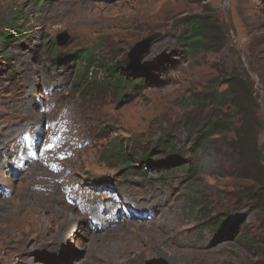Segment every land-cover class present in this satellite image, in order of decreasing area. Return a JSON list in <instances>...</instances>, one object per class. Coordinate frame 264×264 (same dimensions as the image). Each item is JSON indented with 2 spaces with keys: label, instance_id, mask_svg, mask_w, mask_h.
Instances as JSON below:
<instances>
[{
  "label": "rangeland",
  "instance_id": "rangeland-1",
  "mask_svg": "<svg viewBox=\"0 0 264 264\" xmlns=\"http://www.w3.org/2000/svg\"><path fill=\"white\" fill-rule=\"evenodd\" d=\"M194 17L215 51L178 43ZM126 59L142 83L116 94L100 66ZM244 83L258 166L230 129L198 144L234 116L200 99ZM262 168L264 0H0V264H264Z\"/></svg>",
  "mask_w": 264,
  "mask_h": 264
},
{
  "label": "trees",
  "instance_id": "trees-1",
  "mask_svg": "<svg viewBox=\"0 0 264 264\" xmlns=\"http://www.w3.org/2000/svg\"><path fill=\"white\" fill-rule=\"evenodd\" d=\"M207 21L208 18L198 17L189 18L184 21L183 28L177 36V41L189 53L206 51L207 49L215 51L217 49L216 47L219 44L213 38V30L207 27ZM81 63L89 71V69L94 67L96 59L90 55H84L81 58ZM134 65L129 59L124 60L120 65H109L107 63L106 65H101L100 67H103L105 73H107L106 77H104V81H108L107 86L116 94H123L133 84L142 83L140 79L142 76H137V73L140 74L142 72V68L139 65ZM133 69H136L135 74H131ZM207 101L212 102L213 105L216 104L217 107H224L230 104L233 107L234 116H231V121L229 119L227 122H224L223 119H217L214 122L209 121L204 124L200 131L198 144H204L207 140L208 133L206 131L208 130L215 129L221 132L225 131V129H230L236 135V143L241 153H247L248 155L246 156V164L258 166L262 159L259 156L260 154L256 153L258 149L257 134L259 129L254 128L255 123L250 116L253 110H257V100L251 86L244 83V91L236 88L230 89L228 94L219 95L218 93H209L200 99L199 104L201 105ZM109 152L112 153L113 158H121L124 164H126L128 157L130 158L127 150L123 147L119 148L117 145H113ZM134 154L143 157L142 161L143 159H147L142 153ZM262 171V174H264L263 168ZM251 197V199H254L256 207L264 211V198L262 196L254 197L252 195Z\"/></svg>",
  "mask_w": 264,
  "mask_h": 264
},
{
  "label": "water",
  "instance_id": "water-1",
  "mask_svg": "<svg viewBox=\"0 0 264 264\" xmlns=\"http://www.w3.org/2000/svg\"><path fill=\"white\" fill-rule=\"evenodd\" d=\"M161 36L160 33L154 34L140 43H138L129 55V59L132 61H139L145 54L149 52L151 44ZM68 40L67 33H63L58 36L57 41L59 45H64ZM147 264H166L162 259H153L148 261Z\"/></svg>",
  "mask_w": 264,
  "mask_h": 264
},
{
  "label": "bare ground",
  "instance_id": "bare-ground-1",
  "mask_svg": "<svg viewBox=\"0 0 264 264\" xmlns=\"http://www.w3.org/2000/svg\"><path fill=\"white\" fill-rule=\"evenodd\" d=\"M130 246H127L126 244L122 245L120 249V254L122 256L121 260H117L115 264H125L127 261L130 260L131 251L129 250ZM116 254V253H115ZM117 255V254H116ZM106 261V260H105ZM108 262V261H107Z\"/></svg>",
  "mask_w": 264,
  "mask_h": 264
}]
</instances>
